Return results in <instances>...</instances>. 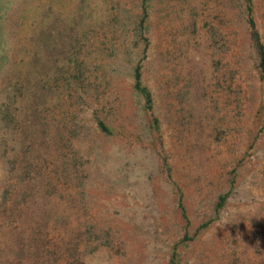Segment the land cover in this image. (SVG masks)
Wrapping results in <instances>:
<instances>
[{"label":"rangeland","instance_id":"rangeland-1","mask_svg":"<svg viewBox=\"0 0 264 264\" xmlns=\"http://www.w3.org/2000/svg\"><path fill=\"white\" fill-rule=\"evenodd\" d=\"M260 49L264 0H0V264H264Z\"/></svg>","mask_w":264,"mask_h":264},{"label":"trees","instance_id":"trees-1","mask_svg":"<svg viewBox=\"0 0 264 264\" xmlns=\"http://www.w3.org/2000/svg\"><path fill=\"white\" fill-rule=\"evenodd\" d=\"M260 56H261V64L264 68V51H263V49H260ZM140 78H141L140 72L137 70L136 74H135V87L138 90H143V88H141Z\"/></svg>","mask_w":264,"mask_h":264}]
</instances>
